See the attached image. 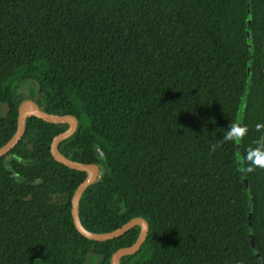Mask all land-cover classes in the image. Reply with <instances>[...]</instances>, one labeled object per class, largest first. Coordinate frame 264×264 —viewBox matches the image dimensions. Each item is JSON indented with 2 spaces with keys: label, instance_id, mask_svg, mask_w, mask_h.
<instances>
[{
  "label": "trees",
  "instance_id": "trees-1",
  "mask_svg": "<svg viewBox=\"0 0 264 264\" xmlns=\"http://www.w3.org/2000/svg\"><path fill=\"white\" fill-rule=\"evenodd\" d=\"M57 97L79 121L59 149L99 167L83 225L149 222L122 264H264V169L237 160L264 135V0H0V147ZM231 121L247 136L213 151ZM68 126L30 116L0 157V264H112L139 236L75 227L86 172L51 153Z\"/></svg>",
  "mask_w": 264,
  "mask_h": 264
},
{
  "label": "water",
  "instance_id": "water-1",
  "mask_svg": "<svg viewBox=\"0 0 264 264\" xmlns=\"http://www.w3.org/2000/svg\"><path fill=\"white\" fill-rule=\"evenodd\" d=\"M30 116H36L49 122L69 124L67 129L58 133L53 138L51 142V153L57 161L67 165L68 167L86 172L85 179L77 186L71 200L72 217L77 230L83 236L89 239L104 241L121 236L136 225L140 226L141 229L137 240L129 246H122L118 248L112 256V264H122L121 258L123 256L134 254L142 247L148 236L150 225L148 220L144 217L132 218L122 226L106 232H93L88 230L83 225L79 212L80 200L88 186L97 180L99 175V167L96 163H85L72 160L63 154L59 149V143L74 134L78 128L79 121L75 115L71 113H49L42 110L33 100H27L23 102L18 112L17 129L14 135L3 146L0 147V157L11 151L22 138L25 132L26 119Z\"/></svg>",
  "mask_w": 264,
  "mask_h": 264
},
{
  "label": "clouds",
  "instance_id": "clouds-1",
  "mask_svg": "<svg viewBox=\"0 0 264 264\" xmlns=\"http://www.w3.org/2000/svg\"><path fill=\"white\" fill-rule=\"evenodd\" d=\"M227 131L225 132L223 138L219 144H214L212 150L215 151L216 148L220 147L225 142H239L244 139L248 132L249 128L246 125H242L239 122L231 121L227 126ZM257 131L264 130V124L258 123L256 125ZM255 147H248L244 153L243 159L240 160L238 157L237 160L239 163L245 165L244 171L246 173L253 172L256 168L264 169V135L255 141ZM38 182V180H37Z\"/></svg>",
  "mask_w": 264,
  "mask_h": 264
},
{
  "label": "rangeland",
  "instance_id": "rangeland-1",
  "mask_svg": "<svg viewBox=\"0 0 264 264\" xmlns=\"http://www.w3.org/2000/svg\"><path fill=\"white\" fill-rule=\"evenodd\" d=\"M74 103L75 102L73 100L57 97L55 101L56 111L60 114H67L70 112V109L73 107Z\"/></svg>",
  "mask_w": 264,
  "mask_h": 264
}]
</instances>
